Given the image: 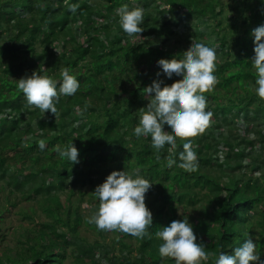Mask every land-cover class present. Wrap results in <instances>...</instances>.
Masks as SVG:
<instances>
[{"label": "trees", "instance_id": "trees-1", "mask_svg": "<svg viewBox=\"0 0 264 264\" xmlns=\"http://www.w3.org/2000/svg\"><path fill=\"white\" fill-rule=\"evenodd\" d=\"M124 4L144 8L141 33L120 27ZM261 24L262 0H0V264H174L159 255L154 233L184 216L210 253L231 252L249 234L264 260V98L254 91L250 62L251 31ZM194 39L216 47L217 83L204 93L211 123L189 138L199 167L187 171L178 166L184 139L157 154L133 128L150 103L145 87L181 82L168 81L158 62H182ZM63 67L80 87L60 96L56 116L29 105L16 79L33 70L59 79ZM70 140L79 163L55 151ZM169 157L177 161L171 167ZM124 169L153 183L152 235L144 240L88 222L95 186ZM33 204L47 219L9 242L6 213L36 221Z\"/></svg>", "mask_w": 264, "mask_h": 264}, {"label": "clouds", "instance_id": "clouds-1", "mask_svg": "<svg viewBox=\"0 0 264 264\" xmlns=\"http://www.w3.org/2000/svg\"><path fill=\"white\" fill-rule=\"evenodd\" d=\"M68 9L76 12L78 3H70ZM117 13L118 23L124 32L131 35L143 31L142 6L124 4L117 9ZM251 35L254 37V55L250 59L255 70L254 91L264 98V24L253 28ZM216 56L215 46L194 39L192 46L183 54L182 62L161 59L158 65L164 77L168 81L176 78L181 82L163 87L160 80H154L145 87L143 90L150 97V103L139 109L138 122L133 128L136 137L151 138V148L157 154L166 148L168 152H173L177 149V138L184 139L182 150L178 152V166L187 171H195L199 167L198 153L189 138L202 133L213 116V112L207 109L204 93L217 83ZM16 81L29 105L44 113L48 110L55 116L60 96L74 95L80 87V81L70 67L61 68L59 79L33 70L30 75L25 74ZM84 110L86 106L81 109ZM38 147L41 150L46 148L45 138L38 141ZM55 151L70 164L79 163V150L72 140L55 145ZM176 163L169 157V167ZM152 184L135 171H111L92 191L98 198V206L88 217V222L101 230H118L134 240L149 238L153 216L146 208V197L152 190ZM154 235L161 241L159 255L173 258L174 264H202L210 257L214 259V264H264L258 243L249 234L231 252L210 253L203 242L197 243V235L188 216L159 227Z\"/></svg>", "mask_w": 264, "mask_h": 264}, {"label": "rangeland", "instance_id": "rangeland-1", "mask_svg": "<svg viewBox=\"0 0 264 264\" xmlns=\"http://www.w3.org/2000/svg\"><path fill=\"white\" fill-rule=\"evenodd\" d=\"M86 186L87 185L82 186V187L84 189H86ZM65 196H66V194H61V197L65 198ZM76 196H77V188L75 189V194L73 195V197H76ZM22 204L26 206L27 202L23 201ZM34 206L36 207V205H34ZM81 207L83 208V204H81ZM36 209H37V207H36ZM181 211H182V208H179L178 212H181ZM36 212H37L36 217H35L36 221L35 220L31 221L30 219H21L20 215L17 214L13 210H12V212H7L6 213V219L4 221V224H5L4 227L7 228V230H6L7 235L5 236L6 239L9 240V242H12L18 236L19 231L24 232L25 229L28 230L30 227H32L34 223L47 219L46 215H44L42 212H40V210L37 209ZM192 212H194V211H192ZM80 233L84 234V235H88L90 237V239L98 237L96 232H94V231L92 232L90 229H88L84 226L80 227Z\"/></svg>", "mask_w": 264, "mask_h": 264}]
</instances>
